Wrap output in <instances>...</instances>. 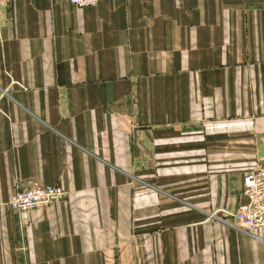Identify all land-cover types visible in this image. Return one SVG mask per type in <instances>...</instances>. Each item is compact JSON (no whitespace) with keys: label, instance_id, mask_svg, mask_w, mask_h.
<instances>
[{"label":"crops","instance_id":"0c3cea01","mask_svg":"<svg viewBox=\"0 0 264 264\" xmlns=\"http://www.w3.org/2000/svg\"><path fill=\"white\" fill-rule=\"evenodd\" d=\"M263 144L264 0L0 9V264H264ZM34 183L65 194L9 209Z\"/></svg>","mask_w":264,"mask_h":264},{"label":"built area","instance_id":"2783aa9c","mask_svg":"<svg viewBox=\"0 0 264 264\" xmlns=\"http://www.w3.org/2000/svg\"><path fill=\"white\" fill-rule=\"evenodd\" d=\"M8 1L0 0V9ZM66 1L77 7H88L97 4L99 0ZM242 182L246 200L237 207L231 217L237 227L253 234L258 229H264V158H259L257 164L244 173ZM64 194L60 186L34 183L16 190L8 200L7 206L12 211L21 213L50 205Z\"/></svg>","mask_w":264,"mask_h":264},{"label":"water","instance_id":"95a60500","mask_svg":"<svg viewBox=\"0 0 264 264\" xmlns=\"http://www.w3.org/2000/svg\"><path fill=\"white\" fill-rule=\"evenodd\" d=\"M261 156L264 157V144L260 147Z\"/></svg>","mask_w":264,"mask_h":264}]
</instances>
